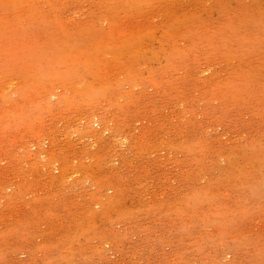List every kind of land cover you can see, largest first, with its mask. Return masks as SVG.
Returning a JSON list of instances; mask_svg holds the SVG:
<instances>
[{
    "label": "rangeland",
    "instance_id": "374dc122",
    "mask_svg": "<svg viewBox=\"0 0 264 264\" xmlns=\"http://www.w3.org/2000/svg\"><path fill=\"white\" fill-rule=\"evenodd\" d=\"M0 264H264V0H0Z\"/></svg>",
    "mask_w": 264,
    "mask_h": 264
},
{
    "label": "bare ground",
    "instance_id": "6f19581e",
    "mask_svg": "<svg viewBox=\"0 0 264 264\" xmlns=\"http://www.w3.org/2000/svg\"><path fill=\"white\" fill-rule=\"evenodd\" d=\"M122 145V144H121Z\"/></svg>",
    "mask_w": 264,
    "mask_h": 264
}]
</instances>
